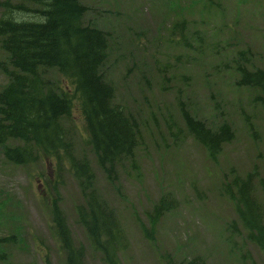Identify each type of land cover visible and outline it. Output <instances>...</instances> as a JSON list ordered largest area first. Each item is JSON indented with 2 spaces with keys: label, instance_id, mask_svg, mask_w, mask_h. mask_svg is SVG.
Returning a JSON list of instances; mask_svg holds the SVG:
<instances>
[{
  "label": "rangeland",
  "instance_id": "1",
  "mask_svg": "<svg viewBox=\"0 0 264 264\" xmlns=\"http://www.w3.org/2000/svg\"><path fill=\"white\" fill-rule=\"evenodd\" d=\"M81 1L89 7L84 22L111 33L104 78L116 88L114 102L136 116L141 129L133 162L123 159L110 181L97 163L78 102L63 119L75 156L90 160L97 189L125 230L122 264H185L194 256L207 264H264V252L245 238L234 204L221 191L232 167L242 176L256 169V193L263 200L258 178L264 179V108L252 100L251 90L235 86L239 73L232 66L238 52L248 49L246 56L264 68V0ZM20 4L35 2L0 0V19L33 18L34 13L16 8ZM179 21L185 23L174 28ZM4 59L0 44V64ZM46 78L69 86L56 70L47 71ZM8 82L0 69V90ZM182 110L209 124L231 123L235 137L217 160L189 134ZM164 195L175 208L162 216L150 241L139 223L149 225ZM54 200L75 242L86 247L85 263L106 264L88 248L78 222L76 206L85 199L70 162L14 164L2 146L0 238H13L0 243V264H46V258L67 264Z\"/></svg>",
  "mask_w": 264,
  "mask_h": 264
},
{
  "label": "trees",
  "instance_id": "2",
  "mask_svg": "<svg viewBox=\"0 0 264 264\" xmlns=\"http://www.w3.org/2000/svg\"><path fill=\"white\" fill-rule=\"evenodd\" d=\"M33 1L32 6H16L18 10L34 13L33 18L0 19V44L7 54L0 69L9 78L0 90V146L7 160L14 164L54 158L59 163L69 161L85 199L76 210L89 247L101 254L106 264H122L119 253L127 246L125 231L115 209L95 186L90 160L75 156L63 124L78 102L97 162L110 181L116 179L117 167L123 159L133 162L141 140L138 119L114 102L116 88L104 78L111 33L84 22L89 7L81 0ZM37 16L44 20L34 19ZM184 23L179 21L174 28ZM245 54L241 52L236 61L239 77L234 84L251 90L252 100L264 108V68L249 62ZM51 69L58 71L69 86L62 87L46 78ZM181 114L187 131L204 146L211 160H217L223 146L235 137L231 123L226 120L209 124L191 110H182ZM10 141L19 144L12 146ZM257 177L256 169L242 176L232 167L224 174L226 181L221 191L234 204L245 238L264 252V179L258 178L263 192L261 200L256 193ZM174 208V200L168 195L154 205L149 227L140 223L148 240H155L161 217ZM52 212L67 264H86V247L74 243L56 200ZM231 226L238 227L236 222ZM12 238H1L0 243ZM0 258H4V253H0ZM45 261L52 264L48 258ZM185 264L207 262L194 256Z\"/></svg>",
  "mask_w": 264,
  "mask_h": 264
}]
</instances>
